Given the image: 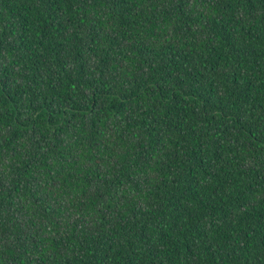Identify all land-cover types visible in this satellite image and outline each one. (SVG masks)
<instances>
[{"label": "trees", "instance_id": "trees-1", "mask_svg": "<svg viewBox=\"0 0 264 264\" xmlns=\"http://www.w3.org/2000/svg\"><path fill=\"white\" fill-rule=\"evenodd\" d=\"M0 264H264V0H0Z\"/></svg>", "mask_w": 264, "mask_h": 264}]
</instances>
